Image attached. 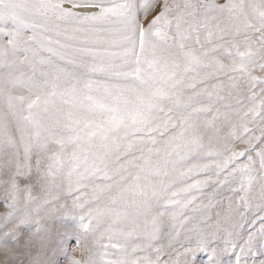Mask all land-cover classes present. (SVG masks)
I'll return each instance as SVG.
<instances>
[{
    "label": "snow or ice",
    "instance_id": "snow-or-ice-1",
    "mask_svg": "<svg viewBox=\"0 0 264 264\" xmlns=\"http://www.w3.org/2000/svg\"><path fill=\"white\" fill-rule=\"evenodd\" d=\"M0 264H264V0H0Z\"/></svg>",
    "mask_w": 264,
    "mask_h": 264
}]
</instances>
